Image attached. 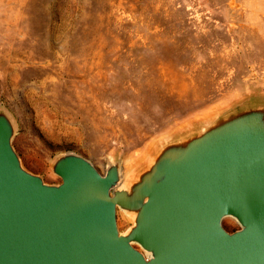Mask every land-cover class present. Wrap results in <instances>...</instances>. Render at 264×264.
<instances>
[{
	"label": "rangeland",
	"instance_id": "1",
	"mask_svg": "<svg viewBox=\"0 0 264 264\" xmlns=\"http://www.w3.org/2000/svg\"><path fill=\"white\" fill-rule=\"evenodd\" d=\"M257 97L264 0H0V109L49 184L69 151L102 174L118 161L124 181L159 142Z\"/></svg>",
	"mask_w": 264,
	"mask_h": 264
},
{
	"label": "water",
	"instance_id": "2",
	"mask_svg": "<svg viewBox=\"0 0 264 264\" xmlns=\"http://www.w3.org/2000/svg\"><path fill=\"white\" fill-rule=\"evenodd\" d=\"M15 132L0 109V264H264V97L159 142L124 181L118 161L102 174L69 151L49 184Z\"/></svg>",
	"mask_w": 264,
	"mask_h": 264
},
{
	"label": "bare ground",
	"instance_id": "3",
	"mask_svg": "<svg viewBox=\"0 0 264 264\" xmlns=\"http://www.w3.org/2000/svg\"><path fill=\"white\" fill-rule=\"evenodd\" d=\"M129 219V218H128ZM129 227V226H128ZM149 254V253H148Z\"/></svg>",
	"mask_w": 264,
	"mask_h": 264
}]
</instances>
